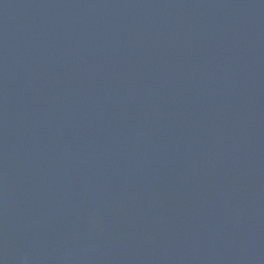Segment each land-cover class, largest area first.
I'll return each instance as SVG.
<instances>
[{"label":"water","instance_id":"95a60500","mask_svg":"<svg viewBox=\"0 0 264 264\" xmlns=\"http://www.w3.org/2000/svg\"><path fill=\"white\" fill-rule=\"evenodd\" d=\"M0 264H264V0H0Z\"/></svg>","mask_w":264,"mask_h":264}]
</instances>
